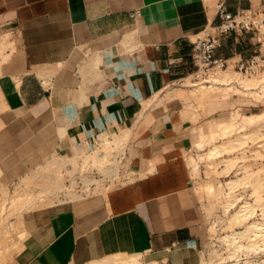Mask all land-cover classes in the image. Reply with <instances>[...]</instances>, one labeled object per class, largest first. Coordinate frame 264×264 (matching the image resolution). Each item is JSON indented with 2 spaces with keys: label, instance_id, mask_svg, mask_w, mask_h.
Returning <instances> with one entry per match:
<instances>
[{
  "label": "crops",
  "instance_id": "1",
  "mask_svg": "<svg viewBox=\"0 0 264 264\" xmlns=\"http://www.w3.org/2000/svg\"><path fill=\"white\" fill-rule=\"evenodd\" d=\"M216 1L0 0V31L12 33L0 62L2 169L74 154L88 138L129 127L137 171L101 199L37 212L4 264H87L119 253L198 259L211 192L186 156L203 123L179 108L148 110L146 101L196 68L193 41L217 22ZM226 4L236 11L264 0ZM254 38L229 33L218 53L250 56Z\"/></svg>",
  "mask_w": 264,
  "mask_h": 264
},
{
  "label": "rangeland",
  "instance_id": "2",
  "mask_svg": "<svg viewBox=\"0 0 264 264\" xmlns=\"http://www.w3.org/2000/svg\"><path fill=\"white\" fill-rule=\"evenodd\" d=\"M11 40V32L0 31V62L7 57L6 49L11 46ZM253 40L256 44L257 38L255 37ZM225 72L231 74L229 79L214 81L217 75ZM256 75L264 76V69L251 75H243L231 65L226 70L212 73L207 80H199L193 76L180 79L156 92L146 101L148 110L167 112L170 111L168 109L179 108L186 116L203 123L200 126L197 143L186 157L195 182L198 185L206 186L211 192L207 204L208 237L214 235V241L218 239L216 247L212 250L214 258L219 254L224 259L235 258L240 250H245L250 254H261L264 258V235L249 236L256 228L259 229L252 223L264 222V196L262 195L264 194V87L263 83L246 84L244 81V79ZM253 112H258L261 116L241 125L240 121L244 117H251ZM142 117H144V113L141 114L140 118ZM224 124H232L233 127L229 133L222 135L221 127ZM214 130H221L216 137L217 133L212 132ZM211 133L213 136L210 135ZM203 139L204 142H201ZM233 143L237 145L232 149H225L227 151H222L221 154L216 153L219 155L215 153V155H210L209 153L212 148ZM66 158L67 156H64L63 153L53 151L41 159L30 161L28 165L26 164L27 166L15 168L12 172L6 173L0 166V229L4 231L5 235L10 236H5V238L1 232L0 240L3 242L7 238L10 242L16 240L19 245L17 248H21L23 243L20 241L26 236L23 229L27 227L37 212L65 206L55 202L52 191L54 190L53 185L61 183V173ZM230 158L234 163L228 167L227 163ZM74 159L72 158V160ZM35 169L39 170L34 176L30 179L24 178L31 175V171ZM238 179H242L243 182L231 188L229 182ZM256 182L259 184L257 193L254 192ZM41 190L42 192L39 193ZM259 194L262 195L261 199H257ZM101 197L93 196L75 201L81 203L101 199ZM247 201L255 204V210L243 215L244 218L236 220L235 214L239 210L242 212L241 208ZM235 231H239L240 234L244 233V235L240 236L238 242L229 243L226 241L225 235ZM8 241L5 242L7 245L10 243ZM3 242L0 241V247ZM236 243H242V245L246 243V246L243 245V248H239ZM252 243H254V247L249 246ZM6 246L2 248L4 249ZM2 248H0L1 253ZM111 255L113 254L103 257ZM0 258H5L4 253ZM218 259L211 257L208 264L217 263ZM150 260L155 259L143 254L140 257L141 264ZM91 261L93 260L88 262ZM253 262L264 264V260L260 262L255 260L250 264ZM0 264L4 263L0 261Z\"/></svg>",
  "mask_w": 264,
  "mask_h": 264
},
{
  "label": "built area",
  "instance_id": "3",
  "mask_svg": "<svg viewBox=\"0 0 264 264\" xmlns=\"http://www.w3.org/2000/svg\"><path fill=\"white\" fill-rule=\"evenodd\" d=\"M216 14L217 22L204 28L193 41L191 56L196 68L181 79L193 76L199 80H207L212 73L226 70L231 65L243 75H251L264 69V6L232 11L226 0H217ZM238 31L252 32L257 38V50L247 57L220 55L218 49L223 45L226 35ZM132 140V132L127 127L118 134L88 138L85 140L88 146L84 150L64 154L67 158L61 173V183L53 185L55 202L66 206L75 203L77 199L105 196L111 190L133 181L137 171L132 164ZM214 238V235L208 237L207 244L198 249L199 257L195 261L172 262L166 258L156 261L159 264H208L211 257L222 258L220 254L215 258L212 256V250L218 241H214ZM255 260L260 262L264 258L261 254L240 250L235 258L218 259L217 263L250 264Z\"/></svg>",
  "mask_w": 264,
  "mask_h": 264
},
{
  "label": "bare ground",
  "instance_id": "4",
  "mask_svg": "<svg viewBox=\"0 0 264 264\" xmlns=\"http://www.w3.org/2000/svg\"><path fill=\"white\" fill-rule=\"evenodd\" d=\"M231 77V74L228 72H225V73H222V74H220V75H217L216 76V78L214 79V81H218V80H227V79H229ZM244 81H245V83L246 84H257V83H263L262 84V86L264 87V76H258V75H256V76H253V77H249V78H247V79H244ZM262 87V88H263ZM260 115V113H258V112H253L252 113V115H251V117L249 116V117H244L243 118V120L242 121H240V123H241V125H245V124H247L248 122H250V121H253L254 119H255V117H257V116H259ZM261 116V115H260ZM232 127H233V125L232 124H224L222 127H221V130H222V133H220V134H222V135H225V134H227V133H229L230 131H231V129H232ZM221 130H214V131H212V132H215V133H217L216 135H215V137L217 136V135H219L218 134V132H220ZM215 133H213V134H215ZM210 135H212V133L210 134ZM213 136V135H212ZM211 137V136H210ZM205 138V137H204ZM206 139V138H205ZM201 142H204V139L203 140H201ZM197 143V142H196ZM199 144H200V142H199ZM239 144V143H238ZM235 145H237V144H231V145H226V146H223V147H215V149L214 148H212L211 149V151L209 152L210 153V155H213L214 153L216 154V153H222V151H225V149H232ZM227 151V150H226ZM225 151V152H226ZM208 153V154H209ZM214 154V155H215ZM209 155V156H210ZM216 155H219V154H216ZM234 163V161H233V159H228V163H227V166L228 167H230L232 164ZM41 173V172H40ZM39 174V173H38ZM32 176V175H31ZM30 179V178H29ZM241 182H243V180L242 179H238V180H234V181H231V182H229V183H231L230 184V186H231V188H233V187H235V186H237L238 184H240ZM26 183V182H25ZM259 188V184L256 182L255 183V190H254V192H256L257 193V189ZM22 191V190H21ZM261 192V191H260ZM19 194H20V191H19ZM25 195V194H24ZM263 196H264V194H262ZM262 195H258V197H257V199H261V196ZM12 196H14V195H12ZM17 196V195H16ZM21 197V196H20ZM24 199V198H23ZM13 200V199H12ZM18 200V199H17ZM11 202V201H10ZM17 202V201H16ZM18 203V202H17ZM19 204V203H18ZM18 206V205H17ZM16 206V207H17ZM255 210V204L254 203H252V202H245L244 204H243V206H242V208H241V211L242 212H240V210L235 214V219L236 220H240V219H242V218H244V216L243 215H245V214H248V213H252L253 211ZM252 224H254V225H256V227L258 226L259 227V229L258 228H256L255 229V231L254 232H252V234H250L249 232H247V233H249L250 235L249 236H251L252 237V235L253 234H263L264 235V222H256V223H252ZM1 230V229H0ZM4 230H6V229H4ZM9 230H10V228H9ZM8 231V230H7ZM13 232H14V230H12ZM11 231V232H12ZM19 231H21V230H19ZM28 230H26V232H27ZM1 232H3V235H4V237L5 236H7V235H5V233H4V231H0V233ZM9 232V231H8ZM25 232V233H26ZM245 232V231H244ZM259 232H261V233H259ZM16 233V232H15ZM247 233H245L246 235L245 236H247ZM8 234V233H7ZM12 234V233H11ZM10 234V235H11ZM27 234V233H26ZM1 235V234H0ZM241 235H244V233H242V234H240V232L239 231H235V232H232V233H229V234H226L225 235V240L226 241H228L229 243L231 242V243H233V242H238V240H240L239 238H240V236ZM2 236V235H1ZM1 236H0V238H1ZM7 237H10V236H7ZM13 237V236H12ZM6 238V237H5ZM242 238V237H241ZM3 239V238H2ZM12 239V238H11ZM1 241V243L3 242L2 240H0ZM5 242L6 241H8V238H7V240H4ZM21 241H23V240H21ZM5 242H3V244L5 243ZM8 242H10V240L8 241ZM242 242V241H241ZM3 244L1 245L2 247H4V246H6L7 244L5 243V245L3 246ZM254 243H252L251 245H249L250 247L252 246V247H254L255 245H253ZM236 245H237V247H239V248H243V245H245L246 246V243H244L243 245H242V243H236ZM247 245V246H248ZM257 245V244H256ZM17 246H19L18 245V241H16V240H12L7 246H6V248H4L5 249V251L3 252V248L2 247H0V248H2L1 250H2V253L0 254V256L2 257V255H3V253H4V257H6V254L10 251V250H12L13 248H17ZM244 246V247H245ZM236 247V248H237ZM140 255L141 254H139V253H136V254H127V253H119V254H116L115 256H113L112 258H106V259H103V260H96V261H93V262H90V263H87V264H119V262H122V264H141V261H140ZM1 259H3V258H0V261H2L3 263H4V259L3 260H1ZM142 263H144V262H142ZM257 263V262H256ZM256 263H254L253 262V264H256ZM149 264H159V262L158 261H151V262H149Z\"/></svg>",
  "mask_w": 264,
  "mask_h": 264
}]
</instances>
